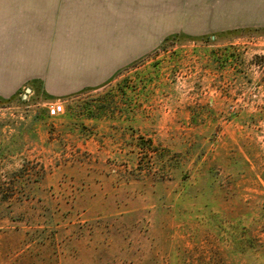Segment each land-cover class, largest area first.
I'll return each mask as SVG.
<instances>
[{"label":"rangeland","instance_id":"1","mask_svg":"<svg viewBox=\"0 0 264 264\" xmlns=\"http://www.w3.org/2000/svg\"><path fill=\"white\" fill-rule=\"evenodd\" d=\"M151 17L147 54L54 96L0 12V264H264V29Z\"/></svg>","mask_w":264,"mask_h":264},{"label":"crops","instance_id":"2","mask_svg":"<svg viewBox=\"0 0 264 264\" xmlns=\"http://www.w3.org/2000/svg\"><path fill=\"white\" fill-rule=\"evenodd\" d=\"M2 11L41 28L25 57L36 63L27 76L54 96L99 87L147 54L148 15L156 31L174 30L181 21L211 25L193 37L264 29V0H0ZM189 33L175 30L165 38Z\"/></svg>","mask_w":264,"mask_h":264},{"label":"trees","instance_id":"3","mask_svg":"<svg viewBox=\"0 0 264 264\" xmlns=\"http://www.w3.org/2000/svg\"><path fill=\"white\" fill-rule=\"evenodd\" d=\"M175 36H177V35L169 36V37L165 38V40L168 39V38H171V37H175ZM109 82H110V81H108L107 83H105V84H103V85H101V86H99V87H96V88H86V89H83L82 91L78 92L76 95H79L80 93H83V92L88 91V90H91V89H99V88L105 86L106 84H108ZM74 96H75V95H74Z\"/></svg>","mask_w":264,"mask_h":264},{"label":"water","instance_id":"4","mask_svg":"<svg viewBox=\"0 0 264 264\" xmlns=\"http://www.w3.org/2000/svg\"><path fill=\"white\" fill-rule=\"evenodd\" d=\"M27 91H30V89H27Z\"/></svg>","mask_w":264,"mask_h":264}]
</instances>
